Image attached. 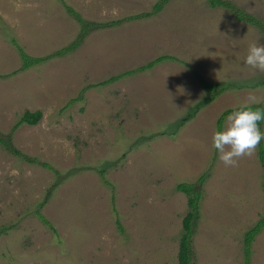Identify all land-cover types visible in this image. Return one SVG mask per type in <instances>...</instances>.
Instances as JSON below:
<instances>
[{
  "label": "rangeland",
  "instance_id": "rangeland-1",
  "mask_svg": "<svg viewBox=\"0 0 264 264\" xmlns=\"http://www.w3.org/2000/svg\"><path fill=\"white\" fill-rule=\"evenodd\" d=\"M158 1L0 0V136L11 145L0 142V264H177L183 183L201 193L193 264H245L244 235L264 215L258 146L225 166L212 136L249 95L264 100V72L243 62L264 33L206 0L144 16ZM229 1L264 22V0ZM65 5L122 22L21 70L13 42L43 58L77 39ZM163 56L174 59L101 84ZM199 77L220 93L209 100ZM36 110V125L15 127ZM251 264H264V228Z\"/></svg>",
  "mask_w": 264,
  "mask_h": 264
},
{
  "label": "trees",
  "instance_id": "trees-1",
  "mask_svg": "<svg viewBox=\"0 0 264 264\" xmlns=\"http://www.w3.org/2000/svg\"><path fill=\"white\" fill-rule=\"evenodd\" d=\"M169 1L170 0H159L153 6V10L150 13H145L143 15L149 16V15H153L154 13L162 11L164 5L167 4ZM206 1L208 2L209 6H211L212 8H216V7L226 8L228 11H230L234 15V17L237 20H240L242 22H246V23H249L253 26H256L264 33V22L261 19H259L258 17L254 16L250 13H247L243 9H241L238 6H236L235 4H233L231 1H229V0H206ZM65 8L81 25V32H80L79 36L77 37V39L75 41H73L72 43H70L67 47L62 48V49L58 50L57 52H55L54 54H51L50 56L43 57V58H39V57L37 58V57L30 56L28 53H26V51L21 46H19L16 42H13L17 51H18L20 59H21V63H22L21 70H26L32 66L39 65L45 61H48L49 59H51L54 56L62 57V56L66 55L70 52L75 51L79 47V45L81 44L83 39L86 37V35L92 29H96V28H100V27L115 26V25H118L122 22V20H117L114 22H110L108 24L91 23V22L84 20L81 17V15L79 13H77L70 6L65 5ZM129 19H133V18L130 17ZM167 59H174V58H172L171 56L160 57L154 61L149 62L148 64H146L145 66H143L141 68H138V69L133 70V71H128L126 73L121 74L118 77L110 78L108 81H103L101 84H103V85L107 84L109 81H113L115 79L123 78V77L129 76V75H133L139 71H146L147 69L153 67L157 63L163 62ZM199 78H200V81H201L202 85L204 86L205 90L209 92V96H208L209 100H211L216 95H218V93H220L221 90L219 89L218 84H210V83H207L203 78H201V77H199ZM253 107L254 108L260 107V108L264 109L263 105H253ZM231 111L232 110L226 111L219 118L218 127H220L222 125L224 117H226ZM41 117H42V112L40 110L25 111L21 115L19 122L16 124L15 127H18L19 125H22V124L36 125L39 122V120L41 119ZM261 125H262V122L260 123V126ZM0 142L11 149L9 137L2 138V136H0ZM13 153L16 155H21L20 152H18L17 150H13ZM24 157L26 158V156H24ZM258 157H259V160L261 162V167L263 169V179H264V146H263V143H261V142L258 145ZM44 166L50 167L46 164H44ZM206 178H207V176L203 175L200 178V181H204ZM177 190L184 193L187 196L188 206L190 209L182 221L183 233H182L181 238L179 240V249H178V257H177L178 263L177 264H193L192 236L195 233V229L197 227V222L199 219V214H200L199 201H200V197H201L200 194L201 193L199 190L195 189L193 184H189V183L179 184L177 186ZM41 218L43 219V221L46 224H48V221L43 216H41ZM263 228H264V215L259 219V221L252 228H250L245 233L244 239H243V252H244L245 264H251L252 243L255 240L256 236L262 231Z\"/></svg>",
  "mask_w": 264,
  "mask_h": 264
},
{
  "label": "clouds",
  "instance_id": "clouds-1",
  "mask_svg": "<svg viewBox=\"0 0 264 264\" xmlns=\"http://www.w3.org/2000/svg\"><path fill=\"white\" fill-rule=\"evenodd\" d=\"M243 62L254 70L264 72V44H250ZM261 103L264 100L249 95L227 115L225 123L214 130L212 147L225 166H236L239 158L251 156L264 140V131L260 127V123L264 122V109L253 107Z\"/></svg>",
  "mask_w": 264,
  "mask_h": 264
}]
</instances>
